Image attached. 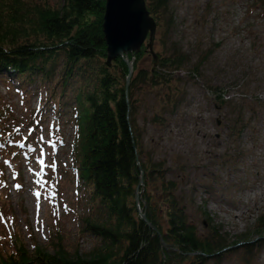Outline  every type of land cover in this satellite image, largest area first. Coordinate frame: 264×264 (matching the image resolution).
<instances>
[{"label": "trees", "instance_id": "obj_1", "mask_svg": "<svg viewBox=\"0 0 264 264\" xmlns=\"http://www.w3.org/2000/svg\"><path fill=\"white\" fill-rule=\"evenodd\" d=\"M104 1L0 0V73L17 74L24 84L37 78L38 82L51 84L49 93L54 99L57 94L63 97L70 85L75 89L70 163L88 205L87 214L80 218L79 235L96 239L89 253H72L65 248L59 221L54 218L48 244L41 247L31 233L32 246L28 249L13 211L3 205L6 233L5 237L0 235V264H221L229 253L237 252L239 262L249 263L259 253L262 234L256 235L254 243L245 237L229 242L212 224L207 212L203 222L205 234L199 233L197 224L188 219L186 202L177 192L178 184L165 178L166 162L152 161L143 149L144 133L137 120V89L146 85L169 90L164 106L160 104L151 119L153 123L163 122V116L174 113L181 102L180 87L171 86L172 82L178 84L179 79L172 76L182 71L189 60L174 44L168 53L161 41L174 27L170 0H144L156 25L153 43L162 50L153 51L158 61L149 71L137 68L142 55L148 54V40L139 52L124 56L133 62L129 84L124 58L117 57L108 67L105 65L107 52L101 28ZM255 3L258 8L264 6V0ZM205 59L190 70V79L200 76ZM206 89L219 109L231 106L218 88L210 85ZM57 108L56 105V111ZM241 110L240 106L230 115L231 137L238 138L243 131ZM36 117L33 111L27 126L12 128L8 123L12 119L10 108L1 106L2 158L18 151L15 145L28 148L32 144L35 132L24 139L22 132L33 127ZM13 158L17 159V155ZM3 167L0 163V176L4 174ZM137 205L145 221L138 215ZM146 223L155 226L156 231Z\"/></svg>", "mask_w": 264, "mask_h": 264}, {"label": "rangeland", "instance_id": "obj_2", "mask_svg": "<svg viewBox=\"0 0 264 264\" xmlns=\"http://www.w3.org/2000/svg\"><path fill=\"white\" fill-rule=\"evenodd\" d=\"M255 2L170 0L174 27L161 41L166 51L174 44L189 58L184 69L172 76L179 79L171 86L180 87L181 102L174 113L163 116V122L153 123L152 116L160 104L164 106L169 90L141 85L135 94L140 99L137 120L144 133V152L152 161L166 162L165 178L178 184V195L186 202L188 219L197 224L198 232L205 234L207 212L229 242L245 237L254 243L259 234L264 238V6L258 8ZM152 46L162 50L156 42ZM201 59L205 60L200 76L190 79L188 73ZM152 62L145 53L137 68L149 71ZM33 80L24 84L17 74L0 73V108H10V126H27L33 111L42 117L30 149L19 152L17 159L12 158L15 150L0 156L5 169L0 177V235L6 233L1 208L7 205L28 249L31 233L41 247L48 244L55 218L65 248L87 254L96 239L79 235L80 218L87 214L88 205L69 151L74 139L75 89L70 85L63 97L57 94L54 99L49 93L51 84ZM210 85L231 106L219 109L207 92ZM53 103L62 115L59 139L52 135ZM240 106L244 128L238 138L231 137L230 115ZM258 242L259 253L247 264H264V240ZM237 253H229L221 264H242Z\"/></svg>", "mask_w": 264, "mask_h": 264}, {"label": "water", "instance_id": "obj_3", "mask_svg": "<svg viewBox=\"0 0 264 264\" xmlns=\"http://www.w3.org/2000/svg\"><path fill=\"white\" fill-rule=\"evenodd\" d=\"M104 7L101 28L103 29L102 34L107 52L105 65L108 67L117 57L124 58L128 54L139 52L141 46L148 40L146 44L147 52L153 59L152 66L155 67L158 56L154 54L152 45L155 39L156 25L146 11L144 0H105ZM124 61H126L129 68L128 77L126 78V82L129 84V77L133 72V68H131L133 62H129L126 58H124ZM218 124L216 122V125ZM139 186H142L140 178ZM135 194L134 202L137 204L139 199L137 190ZM137 209L138 215L145 221V215L139 211L138 205ZM146 225L153 231L155 230V226L153 227L148 223Z\"/></svg>", "mask_w": 264, "mask_h": 264}]
</instances>
